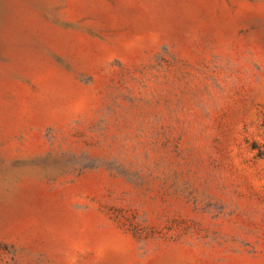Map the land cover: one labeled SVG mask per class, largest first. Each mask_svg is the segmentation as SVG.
Masks as SVG:
<instances>
[{
    "label": "rangeland",
    "instance_id": "obj_1",
    "mask_svg": "<svg viewBox=\"0 0 264 264\" xmlns=\"http://www.w3.org/2000/svg\"><path fill=\"white\" fill-rule=\"evenodd\" d=\"M0 264H264V0H0Z\"/></svg>",
    "mask_w": 264,
    "mask_h": 264
}]
</instances>
